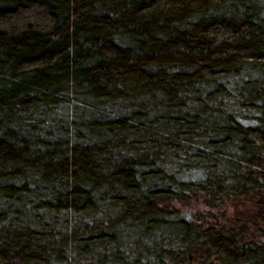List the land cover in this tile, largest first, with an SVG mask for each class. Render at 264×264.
Instances as JSON below:
<instances>
[{"label":"trees","instance_id":"trees-1","mask_svg":"<svg viewBox=\"0 0 264 264\" xmlns=\"http://www.w3.org/2000/svg\"><path fill=\"white\" fill-rule=\"evenodd\" d=\"M0 264H264V0H0Z\"/></svg>","mask_w":264,"mask_h":264}]
</instances>
